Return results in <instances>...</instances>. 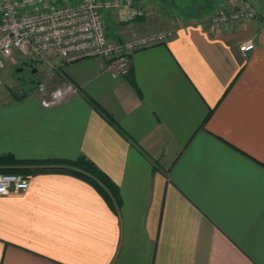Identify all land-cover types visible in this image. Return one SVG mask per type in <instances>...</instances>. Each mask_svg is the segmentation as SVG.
<instances>
[{
	"label": "crops",
	"instance_id": "0c3cea01",
	"mask_svg": "<svg viewBox=\"0 0 264 264\" xmlns=\"http://www.w3.org/2000/svg\"><path fill=\"white\" fill-rule=\"evenodd\" d=\"M256 2L259 16L231 24L212 21L223 0H189L169 24L156 21L152 0L146 17L124 25L108 13L115 39L175 35L131 54L126 75L100 57L57 70L40 63L48 91L67 81L79 90L55 105L36 85L0 101V155L85 157L120 194L111 203L84 179L30 166V189L0 196V264H264V0ZM248 40L255 49L241 51Z\"/></svg>",
	"mask_w": 264,
	"mask_h": 264
},
{
	"label": "built area",
	"instance_id": "2783aa9c",
	"mask_svg": "<svg viewBox=\"0 0 264 264\" xmlns=\"http://www.w3.org/2000/svg\"><path fill=\"white\" fill-rule=\"evenodd\" d=\"M226 9L217 12L214 24L251 21L260 14L256 0H223ZM145 0H0V70L7 64L31 58L57 70L63 63L87 57L108 61L105 68L114 76L130 71V56L137 50L164 44L174 31L135 35L128 39L109 36L103 11L116 23H128L146 14ZM256 47L253 40L240 46L243 52ZM44 105H55L79 92L67 81L62 88L48 91L36 83ZM31 187V177L22 172L0 171V196L18 195Z\"/></svg>",
	"mask_w": 264,
	"mask_h": 264
},
{
	"label": "trees",
	"instance_id": "16d2710c",
	"mask_svg": "<svg viewBox=\"0 0 264 264\" xmlns=\"http://www.w3.org/2000/svg\"><path fill=\"white\" fill-rule=\"evenodd\" d=\"M28 92H24L16 99L26 98ZM106 115V114H105ZM108 119L114 124L112 117L106 115ZM47 165L46 168H36L34 172H49V171H63L84 179L94 185L100 193L111 203L113 197L120 203V194L117 187L111 181L109 176L97 167L92 161L85 157L78 160L68 159H43V160H25L17 159L11 154L0 155V171L1 172H22L29 174L30 166ZM113 196V197H112Z\"/></svg>",
	"mask_w": 264,
	"mask_h": 264
},
{
	"label": "rangeland",
	"instance_id": "374dc122",
	"mask_svg": "<svg viewBox=\"0 0 264 264\" xmlns=\"http://www.w3.org/2000/svg\"><path fill=\"white\" fill-rule=\"evenodd\" d=\"M152 1L155 2V6H156L154 8V10L157 12L155 16L158 17L156 21L159 23L162 22L163 24H169L170 14H174L175 12H177V10L185 14V4L186 2L187 4L189 2V0H183L182 2L175 0H152ZM194 6L195 5H191L190 12L192 11L194 12L193 10ZM159 7L160 10H162L161 13L163 12L164 14L163 17L164 19L161 16H159V12H160ZM103 12L107 21L108 34L110 36H114L115 35L114 29L111 26L112 20H110V18H107V16L109 15L107 14L106 11ZM140 18L143 17H138L136 19H140ZM124 24L126 23H121L119 25H124ZM154 32H159V31H154ZM131 37L132 36L125 38L128 39ZM19 59L20 60L17 63L7 64L5 68L0 70V101L1 102L6 99L8 100L15 99L24 92H28V94L31 96L33 94V91H31L32 87L36 85V83L39 81L41 77L40 63H36L35 60L31 58H23L21 56H19ZM29 64H31V66ZM22 67H24L23 70L19 71V69ZM33 69H37V72L34 73Z\"/></svg>",
	"mask_w": 264,
	"mask_h": 264
},
{
	"label": "water",
	"instance_id": "95a60500",
	"mask_svg": "<svg viewBox=\"0 0 264 264\" xmlns=\"http://www.w3.org/2000/svg\"><path fill=\"white\" fill-rule=\"evenodd\" d=\"M23 68H24V67L20 68L19 71H20V70H23ZM33 72H34V73L37 72V69H33Z\"/></svg>",
	"mask_w": 264,
	"mask_h": 264
},
{
	"label": "flooded vegetation",
	"instance_id": "af4514ba",
	"mask_svg": "<svg viewBox=\"0 0 264 264\" xmlns=\"http://www.w3.org/2000/svg\"><path fill=\"white\" fill-rule=\"evenodd\" d=\"M31 66V64H29Z\"/></svg>",
	"mask_w": 264,
	"mask_h": 264
}]
</instances>
